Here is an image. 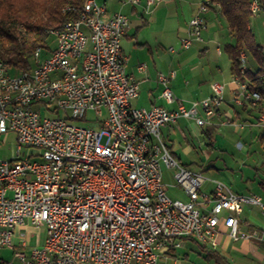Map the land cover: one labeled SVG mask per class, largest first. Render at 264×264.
<instances>
[{"label":"built area","instance_id":"built-area-1","mask_svg":"<svg viewBox=\"0 0 264 264\" xmlns=\"http://www.w3.org/2000/svg\"><path fill=\"white\" fill-rule=\"evenodd\" d=\"M162 1L144 0V7ZM211 5L219 7L204 1L189 20L181 50L202 42ZM260 9L252 0L251 13ZM128 28L126 15L87 0L76 20L49 31L54 47L43 58L37 48L31 69L14 72L0 60V135L14 133L17 140L16 156L0 160V250H13L12 261L2 264H158L159 251L185 238L215 246L221 223L233 241L254 237L239 230V215L243 206H255L264 218L261 197L234 193L219 181L211 196L203 193L204 178L179 165L160 133L182 118L209 125L220 114L224 85L211 83L208 98L186 106L170 88L175 71L159 72V97L176 107H132L139 87L125 70L121 41ZM240 60L245 70L244 53ZM234 81L241 93L236 104L264 105L258 91ZM162 166L175 170L185 201L166 194ZM27 223L46 228L29 258L12 242Z\"/></svg>","mask_w":264,"mask_h":264},{"label":"rangeland","instance_id":"rangeland-1","mask_svg":"<svg viewBox=\"0 0 264 264\" xmlns=\"http://www.w3.org/2000/svg\"><path fill=\"white\" fill-rule=\"evenodd\" d=\"M104 1L109 12H120L127 16L130 24L129 34H133L135 28L140 26V20L136 14L130 12L131 6L125 2L126 0H96L99 5H102ZM137 8L139 9V6ZM189 10L190 8L187 10L182 9L180 3L173 4L168 7V16L156 17L157 20L154 19L149 26L142 28L138 34L137 42L146 44L144 49L138 48L134 44V40H124L121 46L130 63L135 65L143 63L147 67H150L153 63L158 64V66H166L169 60L177 58V55H172L168 49L170 46L176 51L180 49V38H184L181 28L185 27V23L189 21ZM215 11L216 18L213 13L204 15L207 28L201 33V38L207 47V51L199 57L194 56L192 65L194 64L196 67L193 68L192 74L194 77L190 80V85H185L183 80L178 82L180 92L175 96L184 102L202 98L199 95L200 92H197L198 86L202 84L200 83L201 78L205 80L203 86L206 88L214 82L224 84V79L228 80L230 77L229 60L225 53V46L232 43V38L228 34L224 19L217 9ZM250 28L255 42L262 46L264 51V9L261 8L258 13L252 15ZM54 44V39L51 38L49 48L54 47ZM202 45L203 43H195L192 49ZM217 47L221 50L220 55L216 52ZM147 50H150V53ZM178 53L181 55L185 51L179 50ZM45 55L46 52L43 51L41 58ZM245 55V66L254 69L256 67L254 60L249 54ZM200 72L203 76L200 75ZM171 90L173 92L172 88ZM141 96L138 100L132 101V107L140 108L145 105V99ZM59 114L62 113L59 112ZM42 115L55 116L45 112H42ZM87 118H93L92 112L87 113ZM72 123L83 125L80 121H72ZM211 129L210 146L205 145L199 139H192L191 143H188L189 147H186L178 134L175 133L173 147L169 151L175 153L173 157L180 166L191 172L201 174L205 181L203 190L208 191L213 181H219L235 193L243 195L256 194L264 202V188L259 185V182L264 180V145H261L264 140L262 142L256 140L249 147L240 148L238 145H242V142L237 141V137L224 135L223 128ZM160 133L163 135V128H161ZM164 142L168 143L166 139H164ZM16 145L17 140L14 133L0 135V160L9 161L13 159L16 156ZM186 148H188V151ZM209 167L211 168L209 169ZM161 170L163 183L166 185V194L172 199L185 201L183 191L176 186L173 179L175 170L166 169L164 166ZM241 218L264 232V218L258 207L243 206ZM31 232L33 235L29 237V245L24 249L26 253L31 248L42 244L45 239L46 228L45 226H39ZM15 245L17 246L18 243ZM0 259L5 263L11 262V252L8 249H1Z\"/></svg>","mask_w":264,"mask_h":264},{"label":"crops","instance_id":"crops-1","mask_svg":"<svg viewBox=\"0 0 264 264\" xmlns=\"http://www.w3.org/2000/svg\"><path fill=\"white\" fill-rule=\"evenodd\" d=\"M138 5H131V13L136 14L140 20V26L136 27L133 34L130 33V27L127 30L126 35L121 41V44L124 40H134L135 45L144 49L146 44L138 43V34L142 28L149 26L151 21L154 19L157 20L156 17H166L167 10L169 6L173 4L180 3L182 9L185 10L190 8V16L189 20L197 14L199 6L208 0H163L158 5L150 8L149 10L144 7V0H139ZM102 5H105L104 1ZM139 6V9L137 8ZM219 12V7L215 5H211L209 10L206 12L207 14H214L216 18V11ZM107 10V7H106ZM108 14H112L107 10ZM203 14L204 15L206 14ZM206 20V19H205ZM189 22V21H188ZM188 22L185 23V27L181 28L184 37L187 35V27ZM130 25V24H129ZM183 38V37H182ZM180 38V40L182 39ZM175 42V41H174ZM202 44L201 47L196 49H192L194 44ZM193 46L179 55L178 51L176 53H171L172 55H177V58H172V60L168 61V64L165 66H158V64L153 63L150 67L146 66V70L143 73H139L136 70L137 65L131 64L129 58L127 57V64L125 70L128 74L133 75L135 80L138 83L139 93L138 97L135 100H138L139 97H143L145 99V105L140 108L149 109L154 105L163 106L168 109L175 108L176 105H167L160 97L161 86L157 84L156 77L159 72L166 73L168 71H175V76L170 82V86L173 89L174 95H178L180 90L178 88V82L183 80L185 85H190V80L193 79L194 75L193 68L196 65H192V61H194V56H201L207 51L206 45L204 42H195ZM169 48H172L171 46ZM123 50V49H122ZM193 50V51H191ZM218 50L220 53H218ZM169 51V49H168ZM150 53V50H147ZM216 52L218 55L221 54V50L217 47ZM179 55V56H178ZM246 58V57H245ZM176 61V63H175ZM230 68V62H229ZM245 68H248L245 66ZM202 75V72H200ZM197 78V76H195ZM235 77H233L230 73L229 79H224V91H223V103L219 108V115L214 116L210 124L204 127H197L194 122L190 119H179L176 123L172 125H168L163 127V135L161 137L164 141L166 139L168 143H165L169 150H172L175 133L178 134V137L181 138L182 142L186 147L188 143H191L192 139H199V141H203L205 145L210 146L211 140V128H223L222 132L224 135H229L231 137H237V141L242 142L240 148L249 147L253 143V141L262 142L264 140V120L261 122V117H264V105L259 106L258 108H253L248 103H244L243 105H238L235 103V98L240 97V88L237 83L234 81ZM200 86H198V91L200 92V100L208 98L211 95L210 84L204 88L205 80L201 78ZM178 99V98H177ZM181 100V99H179ZM134 101V100H133ZM182 101V100H181ZM198 101V100H194ZM186 106L189 105L191 101H182ZM257 130L258 132H256ZM205 132H207L205 134ZM261 132V134H260ZM258 133V134H257ZM257 134V135H256ZM223 135V136H224ZM207 142V143H206ZM261 145H264V141ZM188 151V148H186ZM171 152V151H170ZM174 156L175 153L171 152ZM211 167H209L210 169ZM257 171V169L255 168ZM205 181L201 186V191L208 196H211L214 189V181L212 185L207 190L204 189ZM259 185L264 188V180L259 182ZM232 191V190H231ZM233 192V191H232ZM235 193V192H234ZM238 194V193H237ZM186 200V197H185ZM255 207V206H254ZM205 208L208 210L211 208V203L205 205ZM243 213V209L241 214L239 215V230L248 234H253L254 237L247 240H238L233 241L227 235V230L224 228L222 223L218 227V235L216 237V245L211 246L209 244L200 243L193 238H185L180 240V245L177 248L171 249H162L159 251V260L158 264H264V232L253 224H248L245 220L241 218ZM37 227L31 226L27 223L25 226L17 227L14 231V235L12 238L14 250L21 251L25 254L27 258H29L30 251L28 253L24 252V249L29 245V237L33 235L31 230H35ZM22 242H25L27 245L25 247L22 246ZM44 242V240H43ZM42 242V244H43ZM18 243L16 246L15 244ZM37 245V246H42ZM16 247H15V246ZM36 247V246H35ZM34 248V247H33ZM5 249V248H3ZM11 252V249H8ZM15 261V260H14ZM0 262H4L0 259Z\"/></svg>","mask_w":264,"mask_h":264},{"label":"trees","instance_id":"trees-1","mask_svg":"<svg viewBox=\"0 0 264 264\" xmlns=\"http://www.w3.org/2000/svg\"><path fill=\"white\" fill-rule=\"evenodd\" d=\"M85 1L0 0V60L14 72L31 69L37 48L46 52L44 57L53 48H49L50 39H54L49 31L76 20ZM208 1L219 4V14L232 38V43L225 46L231 75L264 97V51L250 28L252 0ZM259 4L264 9V0H259ZM241 53L251 56L256 64L254 69L241 70Z\"/></svg>","mask_w":264,"mask_h":264},{"label":"bare ground","instance_id":"bare-ground-1","mask_svg":"<svg viewBox=\"0 0 264 264\" xmlns=\"http://www.w3.org/2000/svg\"><path fill=\"white\" fill-rule=\"evenodd\" d=\"M86 1H87V0H86ZM86 1H85V2H86ZM156 5H157V4H149V9L152 8V7H154V6H156Z\"/></svg>","mask_w":264,"mask_h":264}]
</instances>
